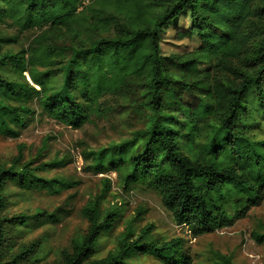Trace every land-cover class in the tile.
Wrapping results in <instances>:
<instances>
[{"label":"trees","instance_id":"obj_1","mask_svg":"<svg viewBox=\"0 0 264 264\" xmlns=\"http://www.w3.org/2000/svg\"><path fill=\"white\" fill-rule=\"evenodd\" d=\"M186 14L190 26L179 27L176 37L197 36L200 46L185 54L163 55L162 34ZM4 18L26 30L43 29L41 37L52 32L77 38L80 31L112 27L115 36L94 40L88 48L72 47L71 57L62 66L64 81L57 89L49 85L55 47L39 42L27 59L32 80L40 89L1 74L10 62L25 70L23 56L0 58V134L19 135L16 128L25 127L32 110L10 102H26L33 92L51 117L78 128L91 114L104 111L93 106L102 98L139 90L143 105L151 111L142 145L132 155L126 142L90 153L94 171L125 167V182L145 183L157 191L175 222L187 225L194 236L230 226L229 206H239L236 215L243 217L263 203L264 140L247 135L245 117L250 113L247 98L253 91L257 106L264 111V0H93L87 5L82 0H0V22ZM258 37L252 50L249 43ZM201 64L209 68L202 69ZM37 66L47 70L39 73ZM80 94L88 104L78 101ZM184 128L189 129L186 136L192 143L195 132H204L207 142L194 156L181 141ZM22 149L10 164L0 165V264H25L41 245L36 239L7 258L8 229L29 217L3 214L8 184L47 190L68 186L62 179L41 176L61 165L62 159L34 165V161H24ZM109 190L110 182L105 180L102 192L82 208L88 229L80 239L72 240L71 251L63 252V264H130L137 254L152 256L162 264H187L184 240L159 241L153 238V225L141 229L135 239L119 238L116 250L90 260L101 235L114 224L115 209L104 214L100 210V200ZM54 216L40 210L33 214L38 219ZM251 236L264 243V234L253 231ZM221 259L232 264L229 257Z\"/></svg>","mask_w":264,"mask_h":264},{"label":"rangeland","instance_id":"obj_2","mask_svg":"<svg viewBox=\"0 0 264 264\" xmlns=\"http://www.w3.org/2000/svg\"><path fill=\"white\" fill-rule=\"evenodd\" d=\"M120 22L124 23V19H120ZM189 26L190 18L186 14L162 34L163 55L185 54L200 46L201 41L197 36L193 39L176 37L179 27ZM43 31L26 30L10 18L0 22V58L19 55L25 59V70L10 62L2 68L3 77L29 88L40 89L32 80L27 59L31 49L41 42L42 45L55 47L57 56L55 65L49 68V85L57 89L64 81L62 66L71 57L72 47L82 45L88 48L94 40L115 36L114 27L108 31H80L77 38H73L72 34L52 32H46L41 37ZM258 42L259 37L252 40L249 47L255 50ZM204 67L209 68V65L201 64V68ZM36 70L41 73L47 68L37 66ZM78 101L88 104L82 94L78 96ZM247 101L250 108L249 115L245 117L247 135L264 140V111L257 106L254 91ZM143 102V92L139 90L132 95L106 96L93 104L104 111L91 114L90 120L78 128L51 117L34 92L26 102H10L30 108L32 114L28 115L25 127L16 128L18 136L0 134V165L10 164L22 146L24 161H34V165L62 159L61 165L41 173V176L62 179L68 186L47 190L8 184L5 190L8 206L3 214L29 217L8 229L7 258L16 253L21 245L39 239L41 245L35 256L25 264H63V252L71 251L72 240L80 239L88 229V221L81 214L82 208L102 192L104 181L109 180L110 190L100 200V210L104 214L114 208L115 220L111 230L101 235L90 260L103 258L116 250L119 238L127 236L128 240L135 239L141 229L153 225V238L159 241L184 240L183 253L187 264H225L221 257H229L232 264H264V243H257L251 236L253 231L264 234V201L259 206L251 207L243 217L236 215L239 206H229L230 226L194 236L187 225L175 222L157 191L145 183L127 184L125 167L106 172H96L91 168L95 162L90 153L95 154L123 142L129 145V155L140 148L151 114ZM188 132V128L181 130V141L185 151L194 156L207 141L204 132H195L197 136L192 143L190 137L186 136ZM36 210L54 213L55 216L38 219L33 217ZM128 227L132 228V232L127 231ZM129 263L162 264L152 256L141 254L133 255Z\"/></svg>","mask_w":264,"mask_h":264},{"label":"built area","instance_id":"obj_3","mask_svg":"<svg viewBox=\"0 0 264 264\" xmlns=\"http://www.w3.org/2000/svg\"><path fill=\"white\" fill-rule=\"evenodd\" d=\"M93 0H82V2H83V5H87V4H89L90 2H92Z\"/></svg>","mask_w":264,"mask_h":264}]
</instances>
